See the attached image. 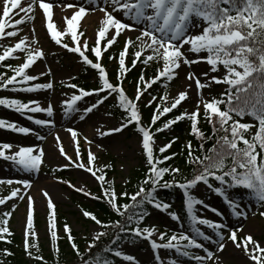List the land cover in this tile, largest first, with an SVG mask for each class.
<instances>
[{"label": "snow or ice", "instance_id": "snow-or-ice-1", "mask_svg": "<svg viewBox=\"0 0 264 264\" xmlns=\"http://www.w3.org/2000/svg\"><path fill=\"white\" fill-rule=\"evenodd\" d=\"M91 2V0H90ZM38 5L43 9V16L47 20V31L51 39L61 45V37L65 33L71 34L73 45L63 43V47L72 53H76L81 58L82 62L98 70V77L101 82V87L86 90L77 84H68L66 87L76 89L70 99L61 101L62 113L65 117L70 116L74 112H81L80 119L85 118V114L93 111L99 105H102L108 97L116 94L118 107L122 109L126 115L122 117L123 122L118 127L108 129L106 132L97 129L100 136L109 135L111 133L120 132L128 125L135 123L139 133L142 134V149L146 155L148 164L147 174L138 190L133 193L121 192L117 193L114 188L113 181L106 180V174L96 175L97 169L94 171L93 164L96 160V155L89 148L87 164L81 161V152L78 144L79 133L76 129L69 127L67 132L70 134L71 141L75 146L76 160L66 152L61 138L57 134L55 137L56 144L59 147V152L68 164L60 165V168L75 166L91 173L97 181L101 182L103 198L106 199L109 206L120 216L122 220L115 222H104L100 220L94 213L87 210L83 211V216L90 218L101 231L96 232L92 241L88 245L90 250L95 246L96 242L103 236L109 235L107 229L112 228L119 233L131 235L136 238L147 239L150 241L151 248L156 251L159 249L174 250L178 256L191 257L198 264H206V260L212 259L214 253L210 251L203 242L198 241L197 237L203 240L211 241L212 237L207 235L200 227L196 225H205L214 230L215 236L218 238L213 243L218 245L217 250L222 251L226 245L224 230H227L230 235L229 239L237 248L243 246L246 255L255 264H264V247L253 239L251 235H246L240 238L238 243V232L242 228L233 229L229 225L222 222H216L203 216L197 215V205L202 208H209L211 211L219 213L217 209L211 208L209 205L197 196L192 194V189L199 183L205 184L208 188L218 195H222L234 216H245L243 210L238 211L240 204L228 195L229 190L235 188H243L257 202L264 204V0H105V7L99 9L104 13L100 27L97 31V39L95 46L89 49L88 40L78 41L77 37H83L84 33L78 32V21L84 17L89 11L84 6H79L78 10L73 13L70 18L66 19V29L60 31L57 29L52 14L51 3H46L45 0H31L24 8L21 6V0H4L2 13H0V38L15 37L17 31H5L8 20H11L13 26L20 25L25 20H32L33 16H22L20 19H12L10 13L19 7L20 12H34V6ZM72 7V5H68ZM109 8L111 11H109ZM121 12L124 19L118 18L115 13ZM15 15V13H13ZM7 18V19H6ZM130 21V22H126ZM202 28V31L196 32V29ZM114 29V34L110 30ZM125 30L138 31L135 40L128 38L125 41L124 48L119 52L118 59V76L126 73L129 68L126 65V56L129 54L130 46H135L139 41L138 49L133 55L132 66H136L137 61L141 59L142 53L150 52L144 56L143 63L149 64L151 61L161 62L162 68L157 69L155 76L149 80L145 79L144 74L140 76V82L137 84L135 97L129 98L120 83L113 84L109 81L106 69L102 65V52L107 50L116 41L119 35ZM35 29L33 28V32ZM106 39V43L102 46L101 40ZM38 43L35 38L29 41L28 37H22L13 46L8 47L0 44L4 50L0 54V62L7 58H17V51L25 54L24 60L18 66L6 65L13 72V75L6 76L0 73V89H8L11 86L12 91L34 92L38 89H52L53 82L32 83L31 81L38 80V76L30 75L26 71L37 59L43 58L44 53L42 48L32 49L31 44ZM185 45L188 48L185 49ZM91 51L95 56V62L86 55L87 51ZM206 52L207 56L199 54ZM189 54H192L196 59H189ZM115 57H109L114 59ZM199 59H204L211 66V72H217L219 66L222 65L224 73L222 76L209 75L205 72L203 75L208 77L215 83H224L228 87L225 92L221 93V98L213 97L211 100L201 99L193 111L182 112L174 119L167 120L162 127L154 129L155 132H161L164 129L170 128L177 121L187 117L191 122V133L199 138H204L203 132L198 128V121L201 114V105L203 106V116L206 122L212 126L213 134L223 132V135H216V143L212 148L208 149V154L195 155V149L191 141L187 143L186 163L195 164L198 166L194 169L192 178H185L183 182L176 180L175 177L181 172V169L174 166H161L165 161L172 157L168 155L156 156L154 154V132L152 126L166 113L175 109L181 101L187 98L186 91H180L177 97L173 100L170 107L164 106L161 109V104L156 103V111L153 112L151 123L145 127L141 123V114L137 105L143 95V92L151 86L152 83L159 81L161 78H166L171 81L177 73L181 64H193ZM51 74V70H48ZM40 73L39 76H43ZM188 79H195L197 89L202 90L208 85L201 82L196 77L195 73H188ZM143 85V86H142ZM106 93L105 95H100ZM97 94L99 98L88 107L79 109L77 102L84 97ZM226 97V99H225ZM167 93L161 96V101L166 100ZM157 97L153 96L148 104H153ZM224 107L221 108L220 105ZM0 106L7 107L16 112L23 113L25 111L37 113H46L48 117L54 115V105L49 102L47 107H42L39 101L29 100L24 102L17 98L0 97ZM111 115V113H109ZM250 115L258 122V128L252 135L251 139L246 138L245 133L253 127L249 123H241L235 117ZM32 120V116H28ZM34 123L41 126H54L55 121L51 119H35ZM0 128L10 129L21 134H29L33 129L24 126H18L16 122L0 119ZM43 139V137H38ZM211 138V137H208ZM84 140L90 145L92 142L88 137ZM174 142V141H173ZM169 142L159 148L161 154L171 148L172 143ZM238 142H242L243 147L239 146ZM9 143L0 144V158L11 161L22 171L33 172L38 171L43 163L44 150L42 147L36 146H20L19 150L6 154L5 150L11 149ZM203 150V144L200 145ZM173 156L175 153L172 154ZM79 161V162H78ZM110 167V166H104ZM172 176L171 180L164 179L165 175ZM219 182L220 186H214L212 181ZM12 184L13 181H0V184ZM18 183L28 187L30 181L21 180ZM76 191L83 192L85 195H92L90 192H85L83 188H77L71 185L70 181H65ZM107 183L108 187H104ZM150 185V187H145ZM177 186L183 190L184 202L186 206V215L190 219L193 235L187 232L173 233L168 235L165 232L158 233L157 239L153 238L157 233L154 227H141L142 222L147 215L146 205H152L156 209L167 210L171 206L158 200L155 193L158 188H170ZM19 189H12L10 196L17 197ZM43 195L47 201L48 224L50 229L51 244L56 253L59 252L57 245L56 229V213L55 205L47 191H43ZM119 197H127L129 203L120 204ZM22 198V197H21ZM99 198V197H96ZM9 197L0 198V205H3ZM34 200L28 196L26 228L24 232V249L27 255L32 256L29 250L36 245L29 242L30 237H37V233L33 230L34 223ZM15 209V205H13ZM202 210V209H201ZM172 219L179 220L178 213H170ZM264 216V212H260ZM4 218L0 220V240L6 239L4 234H10V229L7 217L11 216V212H5ZM64 231L67 234L68 240L71 242L72 249L78 256L81 257V264H111L110 258L107 256H97L95 259H83V254L80 252L78 245L74 241L71 234L70 226L65 223ZM122 236L114 235L113 243L118 245ZM10 242V241H9ZM251 245V247H249ZM202 249L205 255H193L190 249ZM6 254H11L7 249ZM111 252L115 257L122 258L126 261H134V257L125 254L119 247L106 250ZM36 259H43L37 256ZM155 259L158 264H164L157 252ZM169 264H179L176 259L170 260Z\"/></svg>", "mask_w": 264, "mask_h": 264}, {"label": "rangeland", "instance_id": "rangeland-1", "mask_svg": "<svg viewBox=\"0 0 264 264\" xmlns=\"http://www.w3.org/2000/svg\"><path fill=\"white\" fill-rule=\"evenodd\" d=\"M22 1L21 6L24 8L31 2V0ZM45 2L53 5L51 9L53 21L60 31H64L67 27L65 18H70L73 13L78 10L79 6L88 8L89 11L78 21L77 31H82L84 35L83 37L78 36L77 40L82 41L87 39L89 49L95 46L97 31L104 16V13L99 9L105 7V0H91V2L90 0H45ZM68 5H72V7H68ZM3 6L4 0H0V13H2ZM57 7L64 8L66 12L64 18L56 16L55 10ZM109 11H111L110 8ZM13 13H15V15H13ZM115 15L118 18L124 19L121 12H116ZM10 16L12 19H20L22 16H33L34 18L32 20H25V22L17 26H13L11 20H8L5 31L19 30L15 37L4 36L0 38V44L11 47L22 37L27 36L29 41L35 38L38 43H32L31 48L33 50L42 48L44 56L43 58L37 59L36 62L26 70L28 74L39 77L38 80L31 81L29 84L52 81L54 86L52 89H38L34 92L12 91L11 86H9L8 89H0V97L17 98L24 102H28L29 100L39 101L42 107H47L48 103L51 102L55 107L52 117H48L46 113L42 112L32 113L25 111L20 113L7 107H0V119L16 122L18 126L33 129L29 134H21L10 129L0 128V144L9 143L12 145L11 149L5 150L6 154H12L18 151L20 146H36L42 147L44 150L42 158L43 163L38 171L33 172L22 171L11 161L0 158V181H13L12 184H0V198L5 196L9 197L3 205H0V220L4 218L3 214L5 212H11V216L7 217L8 224L6 226L10 229V234L8 235L19 238V248L25 251L24 232L26 228L28 196L33 197V230L37 233V237H30L29 242L36 245V247L29 249L32 252V256L30 257L27 255L26 259L41 261L49 256L57 257L61 264H81V257L76 258L78 255L71 247V242L68 240L67 234L64 231V225L67 223L70 226L74 241L80 244L78 247L82 248L84 252L83 259H93L90 253L94 247L89 250L88 245L96 232L101 231V229L93 221L84 217L83 211H88L86 206L92 204V198H103V191L101 182L97 181L95 176L86 170L77 168L74 165L66 168L58 167L68 164L69 161L61 156L55 137L57 134L59 135L68 155L71 156L73 160H76L75 146L71 141L67 128L72 127L76 129L80 134L78 137V144L81 152V161L87 164L88 151L90 148L96 155V160L93 164L94 171L102 169V171H96V175L106 174V180L114 182V188L119 194L125 190L126 187L130 186V184L136 183V179L134 178L136 170L142 167H148L146 155L143 152L141 144L142 134L139 133L138 130L130 131L131 129L126 127L120 132L100 136L97 133V129L106 132L108 129L118 127L119 124L122 123L117 117L112 114L109 115L105 103L85 114L83 120L79 118L82 114L81 112H74L70 116L65 117L62 113L61 101L70 99L73 92L77 91L65 85L73 84V81L79 76L84 64L78 54L72 53L62 46L63 43L73 45L71 34L65 33V35L61 37L62 44L57 45L51 39L47 31V20L43 16V9H40L38 5L34 6V12L32 13L20 12L19 7H17L10 13ZM33 28L35 29L34 32ZM200 31H202V28L196 29L197 33ZM111 34H114V29L110 30L108 38H110ZM138 35H140L138 31L125 30L119 35L117 41L112 46L102 52L101 57V62L106 69L109 81L113 84L120 83L126 95L133 99L137 90V84L141 82L140 79L135 80L133 83L129 79H126L125 75L127 72L130 70L139 73L141 76L146 70L155 68V76L157 69L162 68V61L159 63L151 61L147 65L143 63L144 56L150 54V52L142 53V57L137 61L136 66H132V60L134 58L132 53L139 50L138 45L140 42L137 41L135 46H130L129 54L126 56V65L129 70L121 75L119 80L117 79L119 52L123 50L126 39L132 38L135 40ZM105 43L106 39H102L101 45L103 46ZM187 48L188 45H185V49ZM3 50L4 49L0 47V54H2ZM86 55L95 62V56L90 50L86 52ZM199 55L207 56V53L202 52ZM15 56L17 58H7L5 61L0 62V73L6 76L13 75L12 70L6 67V65H11L13 67L18 66L23 62L25 54L17 51ZM109 57L115 58L109 59ZM189 59H196V57L189 54ZM49 69L51 70V74L48 72ZM210 69L211 66L204 59H199L196 63L190 65L182 63L178 69L174 70L177 75L171 81L166 78H161L159 81L152 83L151 86L143 92L141 99L136 102L139 110L142 109V106H149L156 110V103L161 104V109L164 106L170 107L180 91H186L188 94L187 98L181 101L172 111L190 113L195 109L197 102L201 99L211 100L213 97L216 98L218 95L225 92L228 86L224 83H215L203 74L208 72L209 75L222 76L225 70L222 65L219 66L217 72H211ZM42 72L44 75L39 76ZM190 72L195 73L196 77L208 86L198 91L195 79H188V73ZM98 83H100L99 77L95 75L88 81V84L93 88L97 87ZM165 93H167L168 98L161 101L159 98L164 96ZM105 94L106 93H101L100 95ZM153 96L157 97V100L149 105L148 101L151 100ZM98 98L99 96H95L94 94L84 97L77 102L76 106L82 110L94 103ZM106 101H109V97ZM169 113L164 115H168ZM201 113H203L202 105ZM28 116H32L33 119H28ZM35 119H51L55 121V124L50 127L41 126L34 123ZM160 134L162 135L154 134V154L156 156H170L171 148L167 149L163 154L159 152L161 146L169 143L161 136L172 138L176 136V133L171 132V128H168L161 131ZM38 137H43V139ZM84 137H88L92 143L89 145L84 140ZM178 140V137L175 138L174 143L178 142ZM182 144L186 145L184 142H182ZM112 166L115 167V171L108 176L107 174ZM50 169L64 171V179L61 180L52 176L47 171ZM50 178L53 181H50ZM21 180L30 181V186L26 187L18 183V181ZM65 181H70L71 185H75L77 188H83L85 192H90L92 195H85L83 192L76 191L68 183H65ZM46 185H51L55 188L58 193L57 199L52 197L51 193L47 191ZM218 186H220V184ZM36 187L41 188L42 193L43 191H47L54 202L56 213L55 230L57 231V245L59 248L58 253L54 251L51 244L47 201L44 195L38 198L34 196L33 191ZM104 187H108V184L105 183ZM14 188L20 190L17 197L10 196ZM191 191L194 196L202 199L205 204L209 205L211 208L217 209L219 213L223 214L218 215L209 208H202V206L197 205V215L216 222L226 223L233 229L242 228V231L238 232V243L240 242V238L251 235L261 247H264V216L260 215V212H264V204L259 202L256 203L255 199L244 189L238 187L229 190V197L240 204V208L237 210H243L246 213V218L245 216L237 217L232 214V210L225 202L223 196L216 194L202 182ZM180 192L184 194L182 189H180ZM13 205H15V209H13ZM170 210L171 207L167 210L159 209L152 211L149 214L148 221L143 226L157 229V233L154 234L153 238L157 239L158 242H161L158 239L159 232H165L171 235L183 231L187 232L189 235H193L190 230L192 224L190 223L188 226H183L181 223L177 224L173 222L169 218ZM196 226L200 227L202 231L212 237L211 241H202V238L197 237L198 241L203 242L205 246L214 253L212 259L206 260V264H255V262L250 259L249 255L245 254L243 246L237 248L227 239L228 235H230L227 230H224L225 240L223 241L226 247L222 251H218V245L213 243V241L218 239L215 236L214 230L205 225L197 224ZM116 246L125 254L132 255L135 258L134 261H126L118 257L120 259L118 264H158V261L155 259L157 252L164 264H169L172 259L178 260L179 264H198V262L192 258L184 260L183 256H178L174 250L159 249L154 251L151 248L150 241L147 239L138 238L133 242H122ZM249 247H251V245H249ZM190 252L193 255H205L202 249L192 248ZM37 256H41L43 259H36Z\"/></svg>", "mask_w": 264, "mask_h": 264}, {"label": "trees", "instance_id": "trees-1", "mask_svg": "<svg viewBox=\"0 0 264 264\" xmlns=\"http://www.w3.org/2000/svg\"><path fill=\"white\" fill-rule=\"evenodd\" d=\"M155 68H152L151 70H146L144 72V76L146 80H149L154 76ZM98 76V72L94 70L91 66L83 64L82 70L79 74V76L76 77V79L73 81L74 84L79 85L80 87H83L86 90L93 89V87L88 84V81L92 78V76ZM140 74L135 73L133 71H128L125 75L126 79H129L132 83L135 82V80L139 79ZM102 85L99 83L97 87H101ZM217 99L221 98V94L216 97ZM226 99V97H225ZM107 106V112L111 113L113 116L117 117L119 120H122V117L126 115L122 111L120 107H118V100L116 98V94H113V97L109 99V101L104 102ZM221 108L224 107L223 104L220 105ZM142 109L139 110L141 114V123L147 127L151 123V117L153 115V112L156 111L152 107H145L142 106ZM181 112L179 111H170L168 115H163L160 117V119L156 122L155 125L152 126V131L154 134L162 135L160 132H155L154 129L157 127H161L164 122L170 119H174L177 115H180ZM235 119L240 120L241 123H249L252 124L253 127L249 130V132L245 133L246 138L251 139L252 135L256 132L258 128V122L254 120V118L250 115H245L243 118L241 117H235ZM198 128L203 132L204 138H199L195 134L191 133V122L190 120L185 117L184 119L177 121L174 125H172L171 132L176 133V138L178 137V142H175L171 146V159L168 161H165L163 165L161 166H174L181 169V172L175 177L176 180H180L183 182L185 178H192L194 169H197L198 166L195 164H189L186 163L187 157V143L191 141L193 148L196 150L195 155H202V154H208V149L212 148V146L216 143V135H223V132L213 134L212 132V126L209 125L204 116L203 113L200 114L199 121H198ZM129 127V125L127 126ZM130 131H136L137 128L135 126V123L130 124ZM255 131V132H254ZM165 141L173 142L174 138L170 137H164L161 136ZM211 137V138H208ZM182 142L186 143V145H183ZM239 146L243 147L242 142H238ZM203 144V150L200 149V145ZM175 153L173 156L172 154ZM264 155V153H262ZM148 167H142L138 170H136V173L134 174V178L136 179L135 184H130V186L126 187L125 190L122 192H128L133 193L138 190L139 185L142 183L145 175L147 174ZM52 176L56 177L57 179H64V171H58V170H47ZM115 171V167L112 166L110 168V171L108 172V176L113 174ZM164 179L171 180L172 176L169 174H166ZM213 185H218L217 181H212ZM145 187H150V185H146ZM121 193V192H120ZM156 197L158 200L171 205V212L178 213L180 216L179 220L172 219L171 215L169 217L174 222H182L184 226L188 225L189 220L186 215V209L184 207V195L180 192L179 187L173 186L170 188H158L156 193ZM93 202L92 204L86 206L89 212L94 213L100 220L104 222L112 221L115 222L117 220H122V217H120L107 203L106 199L104 198H92ZM129 199L127 197H119V203H129ZM256 203H258L255 200ZM147 208V215L145 217V220L142 222L141 227L148 219V213L156 208H154L152 205H146ZM170 212V213H171ZM90 219V218H88ZM91 220V219H90ZM92 221V220H91ZM109 235L101 237L95 244L94 248L91 251V257L95 259L98 255L99 256H107L111 260V264H117V257H115L111 252H108L106 250L113 249L116 246V244L113 243L114 235L122 236L123 239L120 240L119 244L122 242H131L136 239V237H133L131 235H125L123 233H119L117 230H114L112 228L107 229ZM73 236V235H72ZM6 239L0 240V264H61L60 261L57 259V257H49L46 259H43L41 261H32L31 259L27 260V254L25 251L22 250V248H19L20 240L16 236L5 234ZM74 237V236H73ZM10 241V242H9ZM77 245H80L78 242H75ZM5 249L8 250L9 254L5 253ZM80 252L84 255V252L82 248H79ZM76 258H80V256H77Z\"/></svg>", "mask_w": 264, "mask_h": 264}, {"label": "bare ground", "instance_id": "bare-ground-1", "mask_svg": "<svg viewBox=\"0 0 264 264\" xmlns=\"http://www.w3.org/2000/svg\"><path fill=\"white\" fill-rule=\"evenodd\" d=\"M55 12H56V16L57 17L64 18L66 16V12H65L64 8L57 7L56 10H55ZM50 181H53V180L50 178ZM46 188L48 189L47 191L51 193L52 197H54L56 199L58 198V193L56 192V190H55V188L53 186L46 185ZM33 192H34V196L37 197V198L39 196H43V193L41 191V188H39V187H36Z\"/></svg>", "mask_w": 264, "mask_h": 264}]
</instances>
